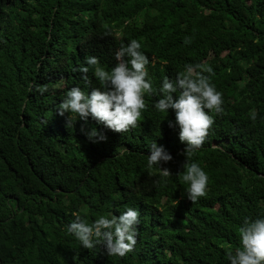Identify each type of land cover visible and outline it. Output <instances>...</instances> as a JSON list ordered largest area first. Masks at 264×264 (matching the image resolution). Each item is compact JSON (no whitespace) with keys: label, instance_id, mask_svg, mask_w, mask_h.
Listing matches in <instances>:
<instances>
[{"label":"trees","instance_id":"1","mask_svg":"<svg viewBox=\"0 0 264 264\" xmlns=\"http://www.w3.org/2000/svg\"><path fill=\"white\" fill-rule=\"evenodd\" d=\"M136 38L154 87L186 65L213 69L223 111L192 158L209 175L192 203L180 177L185 144L146 96L138 127L116 133L89 118L66 126L56 107L84 88L88 55ZM185 40L190 43L185 44ZM205 75L208 73L205 71ZM88 76L97 82L90 69ZM47 84L40 95L35 86ZM92 128L107 139L92 143ZM155 140L173 159L147 167ZM140 212L124 257L82 248L66 231L81 215ZM264 215V0H0V264H228L243 219Z\"/></svg>","mask_w":264,"mask_h":264},{"label":"clouds","instance_id":"2","mask_svg":"<svg viewBox=\"0 0 264 264\" xmlns=\"http://www.w3.org/2000/svg\"><path fill=\"white\" fill-rule=\"evenodd\" d=\"M190 43L185 40V44ZM116 63L110 69L101 65L100 58L93 55L85 57L84 64L79 67L84 88L74 86L68 89L56 107L60 116L67 114L66 126L72 128L79 119L87 122L89 118L116 133H126L138 127L143 112L146 110V96H158L153 107L159 114L168 116L169 110L174 112L175 119L168 120V126L178 129V138L185 144L186 162L180 177L185 185L184 196L192 203L205 198L209 190V175L201 165L192 159L206 141L214 118L210 113L223 111V96L211 82L213 69L209 66L204 71L201 65H186L175 79L165 76L154 87L150 75V60L142 50L140 40L130 39L121 43L115 51ZM92 76L97 82L88 76ZM208 75H205L204 72ZM40 95L49 92L47 84L36 85ZM92 143L105 141L107 137L92 128L86 133ZM147 167L156 168L163 178L169 177L167 165L172 155L163 145L155 140L148 149ZM66 228L82 248L91 250L102 245L109 256L124 257L137 245L140 212L137 208L126 206L114 215H100L89 223L81 215ZM239 246L229 248L225 253L228 264H264V215L245 217L238 227Z\"/></svg>","mask_w":264,"mask_h":264},{"label":"rangeland","instance_id":"3","mask_svg":"<svg viewBox=\"0 0 264 264\" xmlns=\"http://www.w3.org/2000/svg\"><path fill=\"white\" fill-rule=\"evenodd\" d=\"M116 50H117V49H116ZM116 50H114V51L108 56V60H109L110 62H112L114 65H115V63H116V60H115V57H114V53H115Z\"/></svg>","mask_w":264,"mask_h":264}]
</instances>
